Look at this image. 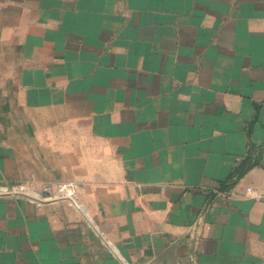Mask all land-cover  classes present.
Instances as JSON below:
<instances>
[{"label": "crops", "instance_id": "crops-1", "mask_svg": "<svg viewBox=\"0 0 264 264\" xmlns=\"http://www.w3.org/2000/svg\"><path fill=\"white\" fill-rule=\"evenodd\" d=\"M247 188L264 0H0V264H264Z\"/></svg>", "mask_w": 264, "mask_h": 264}, {"label": "built area", "instance_id": "built-area-1", "mask_svg": "<svg viewBox=\"0 0 264 264\" xmlns=\"http://www.w3.org/2000/svg\"><path fill=\"white\" fill-rule=\"evenodd\" d=\"M7 195H19L27 201L35 204L52 203L57 201H67L71 205L77 206L76 193L77 186L73 183L65 182L58 185H45L38 190L29 188L26 185H10L2 187ZM249 199L260 202L264 196L253 188L246 189Z\"/></svg>", "mask_w": 264, "mask_h": 264}]
</instances>
